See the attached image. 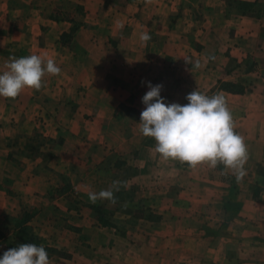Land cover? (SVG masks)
<instances>
[{
	"label": "crops",
	"instance_id": "obj_1",
	"mask_svg": "<svg viewBox=\"0 0 264 264\" xmlns=\"http://www.w3.org/2000/svg\"><path fill=\"white\" fill-rule=\"evenodd\" d=\"M29 54L62 71L0 96V256L27 242L50 264H264V0H0V73ZM149 81L168 103L225 98L242 180L156 152ZM115 180V204L89 201Z\"/></svg>",
	"mask_w": 264,
	"mask_h": 264
},
{
	"label": "clouds",
	"instance_id": "obj_2",
	"mask_svg": "<svg viewBox=\"0 0 264 264\" xmlns=\"http://www.w3.org/2000/svg\"><path fill=\"white\" fill-rule=\"evenodd\" d=\"M139 39L146 43L151 36L142 32ZM6 69L0 73V96L5 98H16L25 88L39 90L45 75L56 76L62 71L54 58L40 54L10 57ZM147 86L149 90L142 97L145 107L140 113V131L154 138L157 153L192 167L204 162L212 168L222 164L233 170L238 181L243 179L247 148L243 137L234 130V120L222 95L209 97L194 90L186 97L188 103L181 105L166 102L161 95L163 84L149 81ZM121 187L128 185L115 180L109 188L89 191L87 195L93 204L98 200L115 204V193ZM0 264H50V258L44 245L26 242L4 251Z\"/></svg>",
	"mask_w": 264,
	"mask_h": 264
},
{
	"label": "trees",
	"instance_id": "obj_3",
	"mask_svg": "<svg viewBox=\"0 0 264 264\" xmlns=\"http://www.w3.org/2000/svg\"><path fill=\"white\" fill-rule=\"evenodd\" d=\"M223 89L228 90V91H232V92H238L241 93L244 91L243 86L238 85V84H233V83H226L222 86ZM28 217L26 214H24V217L21 219L23 222H26ZM26 230V228L24 229ZM47 252L51 251L50 248H46Z\"/></svg>",
	"mask_w": 264,
	"mask_h": 264
}]
</instances>
